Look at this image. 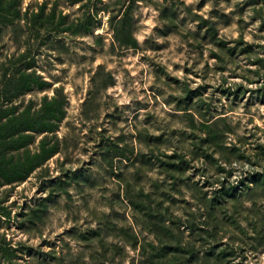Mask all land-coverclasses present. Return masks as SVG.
Returning a JSON list of instances; mask_svg holds the SVG:
<instances>
[{
    "label": "rangeland",
    "instance_id": "rangeland-1",
    "mask_svg": "<svg viewBox=\"0 0 264 264\" xmlns=\"http://www.w3.org/2000/svg\"><path fill=\"white\" fill-rule=\"evenodd\" d=\"M8 67L0 264H264V0H0Z\"/></svg>",
    "mask_w": 264,
    "mask_h": 264
},
{
    "label": "trees",
    "instance_id": "trees-1",
    "mask_svg": "<svg viewBox=\"0 0 264 264\" xmlns=\"http://www.w3.org/2000/svg\"><path fill=\"white\" fill-rule=\"evenodd\" d=\"M15 67H8L5 70L4 78L2 80V83L0 84V95L2 93H6L8 91L13 90L14 94L21 93L27 89L30 88V82L29 77L26 74L23 75H17ZM15 71V72H14ZM3 109L0 108V136L3 135V133H7L10 131L11 127H27L29 124H31L32 121H28V119H24L19 117L16 119H9L7 121L3 120L2 115ZM57 113H60V116L63 115L64 109L61 105L60 101L57 99L53 100L52 103H50V107L47 109V116H58ZM42 124H45L48 127H53L54 124H52L51 121L47 120L46 117L42 118ZM9 150V147L0 146V158L5 155V152ZM45 151H43L44 153ZM45 155H42V153L35 154L30 158V155L28 154L27 159L23 162H11L8 160H5L3 158L0 159V178H8V180L17 179L23 176V173L30 172L31 170H34L36 167L40 166V164L43 163V160L45 159ZM1 180V179H0ZM1 183V181H0Z\"/></svg>",
    "mask_w": 264,
    "mask_h": 264
}]
</instances>
